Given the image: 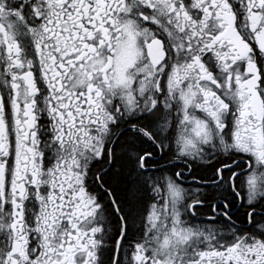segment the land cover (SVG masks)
Returning a JSON list of instances; mask_svg holds the SVG:
<instances>
[{
  "label": "snow or ice",
  "instance_id": "snow-or-ice-1",
  "mask_svg": "<svg viewBox=\"0 0 264 264\" xmlns=\"http://www.w3.org/2000/svg\"><path fill=\"white\" fill-rule=\"evenodd\" d=\"M0 264H264V0H0Z\"/></svg>",
  "mask_w": 264,
  "mask_h": 264
}]
</instances>
